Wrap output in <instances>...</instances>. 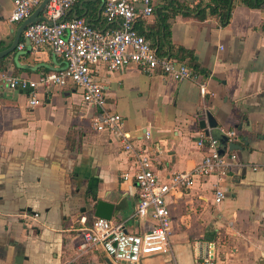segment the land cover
I'll list each match as a JSON object with an SVG mask.
<instances>
[{
    "label": "crops",
    "instance_id": "obj_1",
    "mask_svg": "<svg viewBox=\"0 0 264 264\" xmlns=\"http://www.w3.org/2000/svg\"><path fill=\"white\" fill-rule=\"evenodd\" d=\"M170 1L156 0L155 14L140 20L137 31L170 54L179 47L191 51L198 77L176 81L136 66L110 71L101 64L94 74L107 107L124 118L132 142L148 151L163 182L203 161L208 149L198 146L201 136L217 139L236 130L224 147L238 162L223 175L195 176L191 189L168 196L173 253L140 264H199L212 244L215 264H264V8L238 3L222 27L210 15L172 16ZM177 1L192 7L200 0ZM13 10L14 0H0V51L22 24L10 20ZM166 15L169 36L161 23ZM68 16L107 27L102 0H81ZM19 44L0 59V264H114L101 248L81 252V234L97 217L94 197L111 205L108 219L124 222L128 231L152 227L151 219L131 218L138 190L123 175L135 164L120 140L83 119L86 106L76 86L42 88V104L34 107L26 92L8 86L7 76L37 80L64 66L50 48H33L23 34ZM207 112L216 130L201 128ZM229 143L239 148L230 151ZM217 188L226 194L219 204Z\"/></svg>",
    "mask_w": 264,
    "mask_h": 264
},
{
    "label": "built area",
    "instance_id": "obj_2",
    "mask_svg": "<svg viewBox=\"0 0 264 264\" xmlns=\"http://www.w3.org/2000/svg\"><path fill=\"white\" fill-rule=\"evenodd\" d=\"M43 0H14L10 20L23 23ZM81 0H49L42 18L29 25L24 38L33 48L48 47L64 64L58 71L43 73L37 80L20 77H5L11 89H20L28 94L31 106L42 104L39 91L42 88L76 86L82 93L86 106L83 119L91 123L97 132H108L121 141L135 167L126 172L125 180H133L138 190V205L131 216L136 222L151 219L153 225L138 233L128 231L124 222L95 217L81 234V252L101 248L114 264H140L150 255L171 254L172 216L167 198L183 189H191L195 176L223 175L238 162V156L221 154L220 143L215 138L201 136L197 144L207 147L208 154L191 173H176L168 182H163L153 168V161L145 148L136 147L126 132L124 118L107 107L103 86L95 76V69L103 64L110 71H120L131 66L138 67L148 76L158 73L176 81L197 78L198 73L175 58L160 56L154 43L137 31L140 20L155 14L156 0H102L107 27H94L84 17L70 18L72 7ZM24 48V43L19 44ZM200 93L205 96L207 88L200 84ZM229 141L238 133L229 131ZM150 134L147 133V138ZM256 169V168H255ZM226 198L222 189H216L215 203ZM216 248L211 247L198 257L199 264H215Z\"/></svg>",
    "mask_w": 264,
    "mask_h": 264
},
{
    "label": "trees",
    "instance_id": "obj_3",
    "mask_svg": "<svg viewBox=\"0 0 264 264\" xmlns=\"http://www.w3.org/2000/svg\"><path fill=\"white\" fill-rule=\"evenodd\" d=\"M238 3L252 9L264 8V0H200L192 7L187 3L171 0L168 10L171 11L172 16L181 13L185 16L195 17L199 20H204L207 15H210L216 17L220 26L224 27L229 24L232 11ZM169 16L170 15H166L161 18V23L167 36H169L170 29V25L167 22ZM262 27L264 29V22ZM0 46H2L1 43ZM157 50L160 56L175 58L181 62H185L195 71L198 69L197 65L192 63L195 60L193 53L185 48L179 47L175 53L171 54L165 50L162 51L161 48H157ZM171 50H173L172 47L170 48V51Z\"/></svg>",
    "mask_w": 264,
    "mask_h": 264
},
{
    "label": "water",
    "instance_id": "obj_4",
    "mask_svg": "<svg viewBox=\"0 0 264 264\" xmlns=\"http://www.w3.org/2000/svg\"><path fill=\"white\" fill-rule=\"evenodd\" d=\"M48 1L49 0H43L42 3L40 4V6L33 12V14L21 24V26H20V28H19V30H18V32H17V34L13 40L12 45L3 51H0V59H2L5 56L16 51L17 46L19 44V41L21 39V36H22L24 30L29 25H31L32 23H34V22H36L42 18L41 14H42L43 10L45 9V6L48 3ZM200 126L203 129H206L208 126L209 129L216 130L218 128V123H217L216 119L214 118L213 114L211 112H207V121H205V120L200 121ZM217 140H219V142H220L221 154H225L226 147H224V145L226 146V144L228 143V140H229L228 137L221 135L217 138ZM238 148L239 147L236 144L229 143V150L230 151L237 150ZM94 201L97 202V207H96L97 217L108 219L110 217V215L105 210H110L112 206L107 204V203H104L102 201H98L97 197H94Z\"/></svg>",
    "mask_w": 264,
    "mask_h": 264
}]
</instances>
